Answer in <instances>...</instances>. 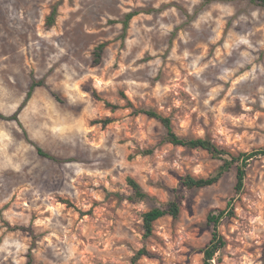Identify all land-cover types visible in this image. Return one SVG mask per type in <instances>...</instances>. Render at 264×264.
Here are the masks:
<instances>
[{"label": "rangeland", "instance_id": "1", "mask_svg": "<svg viewBox=\"0 0 264 264\" xmlns=\"http://www.w3.org/2000/svg\"><path fill=\"white\" fill-rule=\"evenodd\" d=\"M135 10L142 13L124 35L121 22ZM32 78L44 85L19 112L22 127L0 119V264H26L30 251L37 264H204L206 218L229 210L235 170L213 186L180 190L179 218L157 220L145 238L143 213L167 203L185 175L212 176L222 162L167 144L162 125L136 115L125 97L136 110L169 117L180 136L234 155L264 148V6L0 0V114L16 112ZM105 118L112 122L104 127ZM22 128L46 152L74 160L40 157ZM128 178L155 200H135ZM235 197L212 264H264V156L249 161Z\"/></svg>", "mask_w": 264, "mask_h": 264}, {"label": "trees", "instance_id": "2", "mask_svg": "<svg viewBox=\"0 0 264 264\" xmlns=\"http://www.w3.org/2000/svg\"><path fill=\"white\" fill-rule=\"evenodd\" d=\"M260 2L261 6H264V0H257ZM149 12H152L151 10ZM142 13V11H132L125 14L123 21L121 22L123 25V34L125 35L130 21L137 16L138 14ZM57 15L56 9H52L51 13L46 18V27L49 29L54 25L55 18ZM105 45L100 44L98 45L92 55H93V66H97L101 63L102 55L104 52ZM43 81H37L35 78H32L28 91L26 93L24 101L18 107L16 112L10 116H6L0 114V119L2 120H13L16 121L19 126L22 127L21 123L18 119L19 112L26 106L29 99L32 97L34 90L38 87L43 86ZM53 97L58 99V96L55 93H52ZM127 102V108H131L134 110L135 114H142L150 119H154L159 122L165 130L164 141L167 144H170L175 147H182L187 150H202L208 153L211 157L215 159H219L222 164L218 167L216 173L212 176H208L206 178L201 177H194L191 175H185L179 180L178 188L171 189L169 192L171 194V198L167 203L158 204L150 208L147 212L143 213L142 215V228L144 231V237L147 238L152 235L154 229V223L165 217L170 216L173 219H178L181 213V206H182V196L180 194V190H200L203 188H207L213 186L219 182V180L229 171L232 169L235 170V178L236 183L234 186V194L235 196L240 195L244 189V180L246 177L247 166L249 161L256 156H264V148H261L257 151H253L251 153H240L238 155H234L224 148L219 147L214 142L207 138H199V137H191V136H180L174 130L172 121L169 117L163 116L162 114L152 110V109H135L134 106L130 101H128L125 97ZM106 106L111 110H118L123 107L118 105H112L110 103H106ZM125 108V107H124ZM112 122V119L105 118L101 120L99 123L102 126H107ZM23 129V128H22ZM25 140L31 144L37 154L40 157L52 160L54 162L62 163V162H70L73 161V158L67 159H59L50 153L43 150L39 145L33 142L27 132L23 129ZM127 183L132 191V196L135 200L146 202L150 200H155V198L145 192L142 187L133 179L128 178ZM231 197L227 203L229 210L226 212L224 210H217L215 212H211L207 215L206 221L212 227L211 239L209 240L208 244L203 249L202 253L204 255V264H212V260L226 245V241L224 237L219 232V226L221 221L224 218L233 217L234 216V201L236 197ZM138 256H148V253L144 250L139 251ZM26 264H37L34 260V257L31 254V251L27 255V262Z\"/></svg>", "mask_w": 264, "mask_h": 264}]
</instances>
